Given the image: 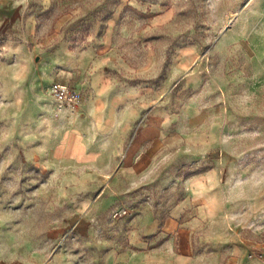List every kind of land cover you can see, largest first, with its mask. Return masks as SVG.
<instances>
[{"label": "rangeland", "instance_id": "374dc122", "mask_svg": "<svg viewBox=\"0 0 264 264\" xmlns=\"http://www.w3.org/2000/svg\"><path fill=\"white\" fill-rule=\"evenodd\" d=\"M0 264H264V0H0Z\"/></svg>", "mask_w": 264, "mask_h": 264}, {"label": "crops", "instance_id": "0c3cea01", "mask_svg": "<svg viewBox=\"0 0 264 264\" xmlns=\"http://www.w3.org/2000/svg\"><path fill=\"white\" fill-rule=\"evenodd\" d=\"M95 92L97 90L94 88ZM99 90L102 91L100 96L99 105H95L94 101H90L86 104H83L82 108L77 111L75 117L64 116L62 119L63 123H60L59 129L62 134H71V139L74 137L75 140L83 144L84 153L86 156L90 157L86 161L77 162L69 157H59L61 160L64 159L65 163L69 165H79V164H89L92 162L96 156H99L100 153H103L102 149L95 148L92 144V138H94L95 134H105L109 129V124L105 120V111L104 104L102 99V94L104 90L99 87ZM96 98L95 100H97ZM114 116V112L109 110L107 114V118ZM124 116V114H123ZM126 116V115H125ZM124 126H117L114 128V132L116 133L115 147L116 150H120V147L124 146V141H122V137L119 135L120 133H126V128ZM140 149L139 142H132L128 145V154L127 159L129 160L131 157H134L138 154ZM93 156V157H92ZM59 159V160H60ZM60 160V161H61Z\"/></svg>", "mask_w": 264, "mask_h": 264}, {"label": "built area", "instance_id": "2783aa9c", "mask_svg": "<svg viewBox=\"0 0 264 264\" xmlns=\"http://www.w3.org/2000/svg\"><path fill=\"white\" fill-rule=\"evenodd\" d=\"M46 95L53 104L55 114L63 116L80 110L84 104L83 94L66 83H52L46 90ZM132 212L128 208L118 210L114 217H130Z\"/></svg>", "mask_w": 264, "mask_h": 264}, {"label": "bare ground", "instance_id": "6f19581e", "mask_svg": "<svg viewBox=\"0 0 264 264\" xmlns=\"http://www.w3.org/2000/svg\"><path fill=\"white\" fill-rule=\"evenodd\" d=\"M92 79H93V78H92ZM92 85H93V84H92ZM98 87H99V85H98ZM97 90H98V89H97ZM43 104H46V105L51 106V107L53 108L52 102H50V100H49L48 97H43ZM94 104H95V103H94ZM76 113H77V111L74 112V113L65 114V115H63L61 118L63 119L64 116L75 117V116H76Z\"/></svg>", "mask_w": 264, "mask_h": 264}]
</instances>
